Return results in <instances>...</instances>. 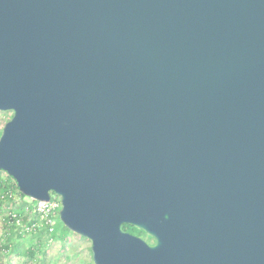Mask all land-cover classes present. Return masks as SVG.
<instances>
[{
    "label": "water",
    "instance_id": "obj_1",
    "mask_svg": "<svg viewBox=\"0 0 264 264\" xmlns=\"http://www.w3.org/2000/svg\"><path fill=\"white\" fill-rule=\"evenodd\" d=\"M6 110L94 264H264V0H0Z\"/></svg>",
    "mask_w": 264,
    "mask_h": 264
},
{
    "label": "rangeland",
    "instance_id": "obj_2",
    "mask_svg": "<svg viewBox=\"0 0 264 264\" xmlns=\"http://www.w3.org/2000/svg\"><path fill=\"white\" fill-rule=\"evenodd\" d=\"M11 115V110L0 111V128L10 119ZM0 179L8 185L12 181L3 170L0 171ZM9 195L12 200L4 201L0 206V264H94L90 241L69 230L62 223L59 215L55 218V235L52 238L45 233L41 237L37 233L29 234L28 228L24 225L21 226L20 237L15 232L9 235L11 227L6 224L5 216L7 217L15 210L23 215L24 210L31 214L35 213L32 208V199L27 196L21 199L16 192H10ZM7 235L10 238L5 240V244L11 245L16 242L14 249L10 250L3 245V239ZM142 237L145 238L144 235ZM46 238L48 241L42 243ZM146 240L150 242L152 239ZM30 249L32 253L29 252Z\"/></svg>",
    "mask_w": 264,
    "mask_h": 264
},
{
    "label": "trees",
    "instance_id": "obj_3",
    "mask_svg": "<svg viewBox=\"0 0 264 264\" xmlns=\"http://www.w3.org/2000/svg\"><path fill=\"white\" fill-rule=\"evenodd\" d=\"M1 130H2V128H0V133H1ZM0 171H2V170H0ZM8 177L12 180L11 183H9V185L0 179V206L4 201L12 200V197L9 195L10 192L11 193L16 192L17 195L21 199L26 197L24 194H22L18 190V187H17L15 180L9 175H8ZM34 202L35 201L33 200L32 203H34ZM58 215H59V213L57 212L56 217ZM4 219L6 220V224H8L11 227V231L8 232L9 235H11L15 232L16 235L18 237H20V234L22 233V232H20V230H22V227H21L22 225H24L25 227L28 228L29 234H36L37 233L41 237V235H43L45 233L47 236H50V238L54 237V235H55V224H54V231L50 232L48 230V225L45 224L43 218L39 214H37L36 212L34 214H31L30 212H26L24 210V215H23L20 213V211L15 210L14 212H10V214L7 217L5 216ZM9 221H10V223H9ZM122 228L128 232L135 233L137 235H141V236L144 235L145 238L148 240L152 239L146 233H144L142 230H139L132 225L124 223V224H122ZM23 230L26 231L25 229H23ZM9 235L5 236V239H3V245L6 248H9L11 250V249H14V245L16 244V242L12 241L13 244H11V245L5 244V240L10 238ZM12 239H14V238L12 237ZM47 241H48V238L43 239L42 243H45ZM29 252L32 253V250L30 249Z\"/></svg>",
    "mask_w": 264,
    "mask_h": 264
},
{
    "label": "built area",
    "instance_id": "obj_4",
    "mask_svg": "<svg viewBox=\"0 0 264 264\" xmlns=\"http://www.w3.org/2000/svg\"><path fill=\"white\" fill-rule=\"evenodd\" d=\"M33 211L39 214L46 225H48V230L54 231V223L57 212L61 207L60 199L57 195L50 193V197L47 201L34 200Z\"/></svg>",
    "mask_w": 264,
    "mask_h": 264
},
{
    "label": "flooded vegetation",
    "instance_id": "obj_5",
    "mask_svg": "<svg viewBox=\"0 0 264 264\" xmlns=\"http://www.w3.org/2000/svg\"><path fill=\"white\" fill-rule=\"evenodd\" d=\"M151 242H153V240H151Z\"/></svg>",
    "mask_w": 264,
    "mask_h": 264
}]
</instances>
